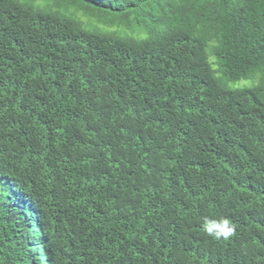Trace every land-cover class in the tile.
Instances as JSON below:
<instances>
[{
	"label": "trees",
	"instance_id": "16d2710c",
	"mask_svg": "<svg viewBox=\"0 0 264 264\" xmlns=\"http://www.w3.org/2000/svg\"><path fill=\"white\" fill-rule=\"evenodd\" d=\"M0 264H264V0H0Z\"/></svg>",
	"mask_w": 264,
	"mask_h": 264
},
{
	"label": "clouds",
	"instance_id": "9594fccd",
	"mask_svg": "<svg viewBox=\"0 0 264 264\" xmlns=\"http://www.w3.org/2000/svg\"><path fill=\"white\" fill-rule=\"evenodd\" d=\"M202 230L206 235L213 239H219L222 236L227 237L234 231L230 221L220 217L215 220H206L203 223Z\"/></svg>",
	"mask_w": 264,
	"mask_h": 264
}]
</instances>
